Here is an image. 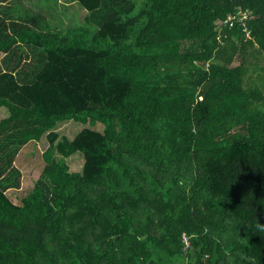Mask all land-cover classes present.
<instances>
[{"label": "trees", "instance_id": "16d2710c", "mask_svg": "<svg viewBox=\"0 0 264 264\" xmlns=\"http://www.w3.org/2000/svg\"><path fill=\"white\" fill-rule=\"evenodd\" d=\"M76 1L61 31L0 0V131L49 143L19 202L0 165V264H264V0Z\"/></svg>", "mask_w": 264, "mask_h": 264}, {"label": "rangeland", "instance_id": "374dc122", "mask_svg": "<svg viewBox=\"0 0 264 264\" xmlns=\"http://www.w3.org/2000/svg\"><path fill=\"white\" fill-rule=\"evenodd\" d=\"M13 1V2H12ZM12 5H20L24 8L26 12L32 13H42L47 17L49 23L52 27H55L61 31L66 30L70 27H75L80 23L85 21L86 10L80 6L76 0H12ZM243 14V19L245 18ZM25 48L23 54L24 58L28 60L23 62L25 65L18 72V76H21L22 69H28V61H34L36 57L32 50H27ZM250 51L252 49H249ZM3 55V52L0 51V60ZM240 62V57H237L234 64ZM12 64V62H11ZM10 111L7 106L0 105V121L8 117ZM20 122L10 123L9 126L0 131V143L4 144L8 142V148L3 151L0 155V165L8 164V161L12 159V165L16 169H19L20 175L18 173L10 172L8 173L11 177L20 178V187L10 188L7 193L13 199V201L19 202L21 197L27 194L31 187L33 186L36 179L39 177L42 172L45 161L43 160L42 153L48 148L47 133L44 132L39 140L31 139L21 145H11V142H14L15 139H19V131H23L25 124L22 122L20 126L17 125ZM84 127H93L98 130H102L103 125L98 123L96 125H91L89 122L84 124L75 120H65L60 121L55 126L54 130L59 133V138L66 136L70 139L74 138L75 135L82 130ZM11 133V134H10ZM4 141V143H3ZM55 155L60 157L55 150ZM84 156L82 153L77 152L67 157V163L71 171H82L84 165ZM6 175L4 182L10 176Z\"/></svg>", "mask_w": 264, "mask_h": 264}, {"label": "built area", "instance_id": "2783aa9c", "mask_svg": "<svg viewBox=\"0 0 264 264\" xmlns=\"http://www.w3.org/2000/svg\"><path fill=\"white\" fill-rule=\"evenodd\" d=\"M242 14H245V13L243 12ZM245 16L247 17V14H245ZM235 17H236V15H232V14H231V15L228 16V18L226 19V21H227L230 25H232L233 20H234ZM246 17H245V18H246ZM245 18H244V19H245ZM239 19H240V18H239ZM241 19H243V15L241 16ZM183 236H184V239H185V241H186V244L188 245L189 241H188V237H187L186 233H184Z\"/></svg>", "mask_w": 264, "mask_h": 264}, {"label": "crops", "instance_id": "0c3cea01", "mask_svg": "<svg viewBox=\"0 0 264 264\" xmlns=\"http://www.w3.org/2000/svg\"><path fill=\"white\" fill-rule=\"evenodd\" d=\"M13 2V1H12ZM11 2V3H12ZM8 3H9V0H8ZM11 3H9V4H11ZM20 6V5H19ZM12 14H14L13 12H12V10H10L9 8H5V9H1L0 10V15L2 16H4V17H7V18H9L10 16H12ZM10 189V188H9ZM9 189H7V191L9 190ZM6 191V192H7ZM8 194V193H7Z\"/></svg>", "mask_w": 264, "mask_h": 264}]
</instances>
